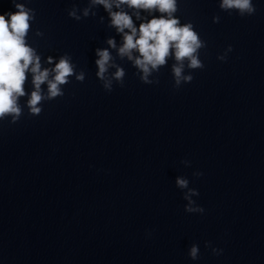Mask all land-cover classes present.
<instances>
[{
	"label": "clouds",
	"instance_id": "9594fccd",
	"mask_svg": "<svg viewBox=\"0 0 264 264\" xmlns=\"http://www.w3.org/2000/svg\"><path fill=\"white\" fill-rule=\"evenodd\" d=\"M15 12L0 14V120L10 117L15 123L22 115L20 99L28 95L25 91V84L28 73L32 74L33 90L31 91L26 106L30 114L38 116L41 111L42 101L52 100L63 96L62 85L69 83V78L75 75L77 81L83 82L85 74L81 71L75 73V66L72 58L67 53L60 56L53 68H42L41 56L37 50L27 42V36L35 19V10L26 7L25 3L13 0ZM97 5H102L110 17V26L122 35L123 43L118 48L121 58L127 57L134 66L142 72L140 80L145 84L158 83L149 79L153 72L165 66L169 58H174L172 74L174 86L179 88L182 83H190L193 80L191 74L184 75L185 62L188 69H202L204 67L199 59V50L206 47V42L202 41L199 34L194 30L192 23H181L175 16L178 11L177 0H89L87 7L82 9V13L75 5L68 11V16L76 21H80L90 15H95L91 9ZM122 6L134 10L137 20H141V12L152 15L137 27L134 24L133 16ZM219 7L222 11L231 13L236 11L241 17L253 15L256 11L252 0H220ZM113 8L117 9L113 11ZM103 19V18H101ZM220 17L213 16V23H219ZM127 30V31H125ZM37 36L43 33L37 31ZM110 48L117 47L113 38L107 40ZM228 51H231L229 46ZM138 53V55H133ZM98 59L95 61L98 72L97 76L105 81L104 89L112 90L111 80H105V73L108 71L112 56L107 48L97 49ZM225 60V56L218 57ZM53 63L50 56L46 61ZM125 72L117 67L114 73L116 81L123 84ZM51 76V79H50ZM47 84V94L42 91L41 85ZM186 166L190 162L182 161ZM194 176H201L202 173L194 172ZM176 185L180 189H188L184 193V199L188 201L185 211L188 213H203L204 209L192 200L193 196L199 193L194 188H189V181L184 178H177ZM196 205V206H194ZM208 245L206 244V247ZM214 254H218L217 249H213ZM191 259L199 257V247L193 244L189 250Z\"/></svg>",
	"mask_w": 264,
	"mask_h": 264
}]
</instances>
